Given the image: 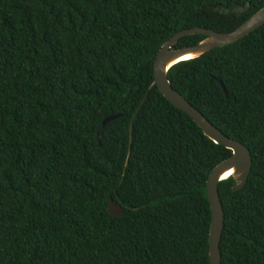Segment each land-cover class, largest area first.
<instances>
[{"label":"trees","instance_id":"1","mask_svg":"<svg viewBox=\"0 0 264 264\" xmlns=\"http://www.w3.org/2000/svg\"><path fill=\"white\" fill-rule=\"evenodd\" d=\"M263 5L0 0V264H208L205 181L231 152L149 85L152 62ZM166 78L248 148L243 186L217 182L220 264H264V23Z\"/></svg>","mask_w":264,"mask_h":264},{"label":"water","instance_id":"2","mask_svg":"<svg viewBox=\"0 0 264 264\" xmlns=\"http://www.w3.org/2000/svg\"><path fill=\"white\" fill-rule=\"evenodd\" d=\"M264 23V5L249 15L239 25L229 31L219 32L213 29L194 26L177 31L169 37L156 51L152 62V80L150 86L155 85L160 94L172 105L185 112L214 143L220 144L230 150V156L221 160L209 171L205 181V192L209 209L208 225V264H220V253L218 242L223 222V211L217 192V182L228 176L233 178L234 183L231 190H237L243 186L248 175L251 158L248 148L238 140H235L223 134L211 122H209L201 112L192 106L179 92L173 89L166 78V70L173 63L196 57L213 47L222 46L246 35L249 31L255 29ZM199 33L204 37L193 45L172 48L176 40L184 35ZM189 55L181 58L182 56ZM220 84V83H219ZM144 91L142 99L147 94ZM116 115L104 117L101 121L103 125L107 120ZM229 171L226 175L224 173ZM107 211L109 214L118 216L123 210L114 201L109 200Z\"/></svg>","mask_w":264,"mask_h":264},{"label":"bare ground","instance_id":"3","mask_svg":"<svg viewBox=\"0 0 264 264\" xmlns=\"http://www.w3.org/2000/svg\"><path fill=\"white\" fill-rule=\"evenodd\" d=\"M187 56H189V55L182 56L181 58H184V57H187ZM229 171H230V170L226 171V172L224 173V175H226L227 173H229Z\"/></svg>","mask_w":264,"mask_h":264}]
</instances>
